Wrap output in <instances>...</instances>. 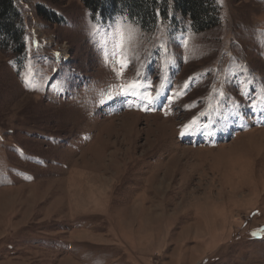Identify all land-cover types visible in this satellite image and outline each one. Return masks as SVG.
I'll list each match as a JSON object with an SVG mask.
<instances>
[{"label": "rangeland", "instance_id": "rangeland-1", "mask_svg": "<svg viewBox=\"0 0 264 264\" xmlns=\"http://www.w3.org/2000/svg\"><path fill=\"white\" fill-rule=\"evenodd\" d=\"M16 1L0 264H264V0H216L204 33L174 12L146 31L80 0Z\"/></svg>", "mask_w": 264, "mask_h": 264}, {"label": "trees", "instance_id": "trees-1", "mask_svg": "<svg viewBox=\"0 0 264 264\" xmlns=\"http://www.w3.org/2000/svg\"><path fill=\"white\" fill-rule=\"evenodd\" d=\"M80 2L91 13L93 19L99 17L107 21L116 16H123L146 31L153 30L159 21H168L173 12L189 19L195 33L210 31L220 24L218 23L220 8L216 0H80ZM36 12L39 17L50 23L61 22V19L44 6H37ZM0 48L11 50L16 57L25 49L24 18L16 0H0Z\"/></svg>", "mask_w": 264, "mask_h": 264}, {"label": "snow or ice", "instance_id": "snow-or-ice-1", "mask_svg": "<svg viewBox=\"0 0 264 264\" xmlns=\"http://www.w3.org/2000/svg\"><path fill=\"white\" fill-rule=\"evenodd\" d=\"M130 87H132V88H135V87H136V85H135V84H133V85H130ZM133 94H134V93H133ZM147 99L149 100V103H151V97L149 96ZM181 134L183 135V133H181Z\"/></svg>", "mask_w": 264, "mask_h": 264}, {"label": "bare ground", "instance_id": "bare-ground-1", "mask_svg": "<svg viewBox=\"0 0 264 264\" xmlns=\"http://www.w3.org/2000/svg\"><path fill=\"white\" fill-rule=\"evenodd\" d=\"M206 138V137H205Z\"/></svg>", "mask_w": 264, "mask_h": 264}]
</instances>
